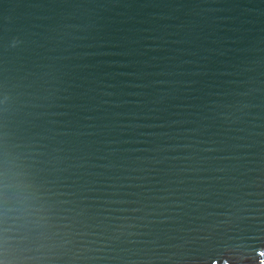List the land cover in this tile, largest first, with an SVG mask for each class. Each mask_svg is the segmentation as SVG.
<instances>
[{
  "label": "water",
  "instance_id": "1",
  "mask_svg": "<svg viewBox=\"0 0 264 264\" xmlns=\"http://www.w3.org/2000/svg\"><path fill=\"white\" fill-rule=\"evenodd\" d=\"M0 61L24 264H264V0H0Z\"/></svg>",
  "mask_w": 264,
  "mask_h": 264
},
{
  "label": "snow or ice",
  "instance_id": "2",
  "mask_svg": "<svg viewBox=\"0 0 264 264\" xmlns=\"http://www.w3.org/2000/svg\"><path fill=\"white\" fill-rule=\"evenodd\" d=\"M5 100L4 69L0 61V264H24L45 247L50 238L51 217L49 208L36 203L29 186L19 180L6 154Z\"/></svg>",
  "mask_w": 264,
  "mask_h": 264
}]
</instances>
